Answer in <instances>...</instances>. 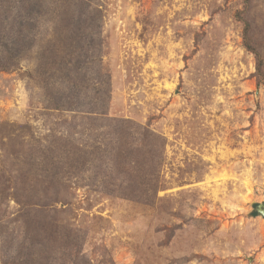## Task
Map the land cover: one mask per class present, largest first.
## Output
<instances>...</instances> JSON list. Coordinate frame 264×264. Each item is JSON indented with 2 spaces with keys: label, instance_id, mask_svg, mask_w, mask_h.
<instances>
[{
  "label": "rangeland",
  "instance_id": "1",
  "mask_svg": "<svg viewBox=\"0 0 264 264\" xmlns=\"http://www.w3.org/2000/svg\"><path fill=\"white\" fill-rule=\"evenodd\" d=\"M91 3L102 117L63 101L52 3L0 0V264H264V0Z\"/></svg>",
  "mask_w": 264,
  "mask_h": 264
},
{
  "label": "trees",
  "instance_id": "2",
  "mask_svg": "<svg viewBox=\"0 0 264 264\" xmlns=\"http://www.w3.org/2000/svg\"><path fill=\"white\" fill-rule=\"evenodd\" d=\"M47 1L48 0H3V3L6 7L8 5V8H16L17 10L20 6L23 10L28 12L26 16L32 17L39 12L42 13V9L44 10V3ZM49 1L52 3L51 11L55 14V16H53V22L55 23L52 32L53 43L48 50V54L56 55L61 61V65L68 68L65 73H61L60 79L67 83L71 80L70 87L68 85V91L67 94L64 95L63 101L75 105L74 100L78 93L81 90H90L93 101H91L92 106L89 111L95 113V117H102V115H105V105L109 97V79L108 73L100 59L101 50L98 45L101 27L100 20L102 17L101 8L92 4L91 2L93 0ZM18 27L19 29L17 31L12 29L13 35H15L14 33L16 32H23V34L20 35L19 38L11 35L9 39V47L7 50L9 62H6L9 67L15 65L14 61L19 59V56H22V54H20L22 51L25 53L29 51L32 46L31 40H29L28 35H26V31L28 32L30 25H28L27 28L26 24L19 22ZM243 30L245 46L253 52L256 60L255 69L257 74H259L264 67V60L248 42L246 34L249 30V23L247 21L244 22ZM81 62H84L82 65H85L83 68L84 72L88 71L86 74L80 72ZM53 64L55 66L58 63L55 61ZM62 105V103L58 104V102L55 104L56 107H62ZM130 193L132 194L133 192ZM256 205L257 204L253 203L254 207ZM250 214L253 216L258 215L255 210H252Z\"/></svg>",
  "mask_w": 264,
  "mask_h": 264
},
{
  "label": "water",
  "instance_id": "3",
  "mask_svg": "<svg viewBox=\"0 0 264 264\" xmlns=\"http://www.w3.org/2000/svg\"><path fill=\"white\" fill-rule=\"evenodd\" d=\"M255 211L257 212L258 215H261L262 217H264V205L258 203L255 207Z\"/></svg>",
  "mask_w": 264,
  "mask_h": 264
}]
</instances>
